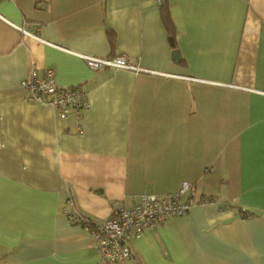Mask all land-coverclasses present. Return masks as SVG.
<instances>
[{
  "label": "crops",
  "instance_id": "crops-1",
  "mask_svg": "<svg viewBox=\"0 0 264 264\" xmlns=\"http://www.w3.org/2000/svg\"><path fill=\"white\" fill-rule=\"evenodd\" d=\"M168 2L174 38L158 0H0V264H264V0ZM48 67L86 92L79 118L28 100ZM182 180L214 202L146 228L124 263L69 220Z\"/></svg>",
  "mask_w": 264,
  "mask_h": 264
},
{
  "label": "built area",
  "instance_id": "built-area-1",
  "mask_svg": "<svg viewBox=\"0 0 264 264\" xmlns=\"http://www.w3.org/2000/svg\"><path fill=\"white\" fill-rule=\"evenodd\" d=\"M161 2L162 0H158L159 6ZM19 29L27 33L21 27ZM80 57L91 69L113 67L136 72L144 70L131 64L124 55ZM21 85L27 90L28 100L51 105L61 117L73 113L79 118L82 110L89 106L86 92L81 87H62L56 84L51 67L43 69L40 74L32 70L29 77L21 81ZM206 202L212 203L214 200L196 198L195 185L182 180L174 191L165 194H143L131 207L117 208L112 216L100 223L91 224L90 220L82 215L69 213L68 217L70 221L82 224L93 236L101 262L124 263L131 256L129 242L140 237L146 228L171 216L184 215L194 204Z\"/></svg>",
  "mask_w": 264,
  "mask_h": 264
},
{
  "label": "trees",
  "instance_id": "trees-1",
  "mask_svg": "<svg viewBox=\"0 0 264 264\" xmlns=\"http://www.w3.org/2000/svg\"><path fill=\"white\" fill-rule=\"evenodd\" d=\"M160 15H161V20L163 22V24L165 25V28L168 32V34L174 38V27H173V23L169 14V2L168 0H162L161 4H160ZM110 35V41L113 42V36L111 35V32L109 33ZM240 210H242L240 208ZM243 211V210H242ZM246 212V211H244ZM131 251V250H130ZM135 264H141L140 262H136Z\"/></svg>",
  "mask_w": 264,
  "mask_h": 264
},
{
  "label": "water",
  "instance_id": "water-1",
  "mask_svg": "<svg viewBox=\"0 0 264 264\" xmlns=\"http://www.w3.org/2000/svg\"><path fill=\"white\" fill-rule=\"evenodd\" d=\"M170 41L172 43V39L170 38ZM172 55H173V58L178 61L180 58H179V54H178V50L177 49H173L172 50Z\"/></svg>",
  "mask_w": 264,
  "mask_h": 264
}]
</instances>
